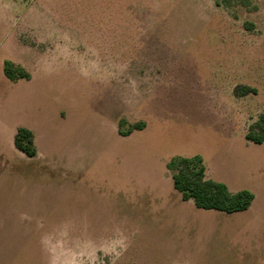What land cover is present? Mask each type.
I'll use <instances>...</instances> for the list:
<instances>
[{
  "label": "rangeland",
  "instance_id": "1",
  "mask_svg": "<svg viewBox=\"0 0 264 264\" xmlns=\"http://www.w3.org/2000/svg\"><path fill=\"white\" fill-rule=\"evenodd\" d=\"M262 113L264 0H0V264H264ZM197 154L249 212L182 201L166 164Z\"/></svg>",
  "mask_w": 264,
  "mask_h": 264
},
{
  "label": "trees",
  "instance_id": "2",
  "mask_svg": "<svg viewBox=\"0 0 264 264\" xmlns=\"http://www.w3.org/2000/svg\"><path fill=\"white\" fill-rule=\"evenodd\" d=\"M4 75L11 81L30 80L31 74L21 65H16L11 60H5L3 64ZM253 89L244 86L240 88V94L246 95ZM127 125V129L124 126ZM119 134L123 137L130 136L134 131L143 130L146 127L144 121L128 123L120 119ZM245 138L255 144L264 143V113L250 126ZM15 147L29 158L38 154L35 142V134L27 127L17 129ZM172 173L173 186L180 193L184 202L192 201L199 209L216 210L227 214H233L247 210L253 203L255 195L248 189L231 192L228 185L206 177V165L204 158L197 154L193 156L175 155L166 164Z\"/></svg>",
  "mask_w": 264,
  "mask_h": 264
},
{
  "label": "crops",
  "instance_id": "3",
  "mask_svg": "<svg viewBox=\"0 0 264 264\" xmlns=\"http://www.w3.org/2000/svg\"><path fill=\"white\" fill-rule=\"evenodd\" d=\"M4 122L3 121H1V119H0V129L2 130L4 127ZM19 127H21V126H18L17 128H13L12 130H11V136H12V138L11 139H13V144H14V139H15V135H16V132H17V129L19 128ZM24 127H26V126H24ZM27 128H29L30 130H32L33 132H34V134H35V142H36V146H37V149H38V154H37V156L36 157H38L39 155H40V148H39V146H38V143H37V141H38V138H37V134H36V132L34 131V129L32 128V127H30V126H28ZM14 146H15V144H14ZM15 150H17V152H19L20 153V155H21V157H22V154H24V153H22L21 151H19L16 147H15ZM4 157V153L2 152V150H1V152H0V159H2ZM35 158V157H34ZM229 187V186H228ZM229 189L231 190V188L229 187ZM239 191V190H238ZM231 192H236V191H233V190H231ZM254 201H255V199H254ZM253 201V202H254ZM252 205H253V203H252ZM251 205V206H252ZM251 206L247 209V210H245V211H241L243 214H246V212H249V210L251 209ZM242 216H244V215H242ZM239 220H241V219H239ZM243 220V219H242ZM241 220V221H242ZM239 222V221H238ZM242 223H243V221H242ZM240 228H241V226H240ZM240 231H242V230H240ZM260 231V230H259ZM253 233H254V237L256 236L255 234L257 233V229H254V231H253Z\"/></svg>",
  "mask_w": 264,
  "mask_h": 264
}]
</instances>
